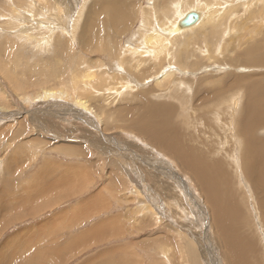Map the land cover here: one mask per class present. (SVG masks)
<instances>
[{
	"label": "rangeland",
	"instance_id": "obj_1",
	"mask_svg": "<svg viewBox=\"0 0 264 264\" xmlns=\"http://www.w3.org/2000/svg\"><path fill=\"white\" fill-rule=\"evenodd\" d=\"M120 1L126 5V24L114 29L100 7L122 6ZM220 1L0 0V264H229L211 224L207 192L199 191L187 170L167 155L162 140L153 136L146 141L137 133L135 121L144 116L148 101L169 103L175 110L172 117L186 125L191 116L197 118L196 136L202 130L210 132L205 135L206 157L226 159L223 150L229 170L232 158L238 174L228 181L237 190L236 197L244 200L248 216L244 227H235L248 240L255 237L261 254L258 263L264 264V204L248 176L254 157L245 154L246 142L237 140L236 124L241 127L247 109L234 85L240 78L243 86L264 88L262 63H243L244 48L261 37L264 41V0ZM197 7L205 18L191 31L177 34L160 28L166 21L173 24L177 13ZM141 23L149 32L158 30L168 43L167 51L159 55L143 48V65L148 66L139 78L134 75L137 59L125 48L135 37L139 42ZM91 24L96 26L91 38L97 42L87 46ZM183 46L185 55H180ZM170 68L175 70L173 78L156 86V78ZM86 71L105 78L108 86L101 93L116 98L104 113L107 125L102 124V115L74 109L79 87L74 77ZM114 73L118 77L111 79ZM125 74L132 81H126L130 88L123 85ZM137 85L143 97L135 98ZM211 87L219 91L218 98ZM151 88L154 96L148 94ZM190 88L193 92L187 91ZM46 91L54 95L45 97ZM131 106L135 107L130 112ZM204 116L207 123L213 120L208 127ZM256 136L264 139V127ZM240 165H247L243 172ZM98 191L100 208L82 209L76 220L72 210ZM87 202L89 207L98 204L97 198ZM95 224L103 230L85 237ZM61 245L60 253L54 247Z\"/></svg>",
	"mask_w": 264,
	"mask_h": 264
},
{
	"label": "bare ground",
	"instance_id": "obj_2",
	"mask_svg": "<svg viewBox=\"0 0 264 264\" xmlns=\"http://www.w3.org/2000/svg\"><path fill=\"white\" fill-rule=\"evenodd\" d=\"M216 1L222 3L220 0H216ZM120 4L122 6H120L118 4H108V7H105L103 4H101V6L102 5L103 6L100 7L101 8L100 13L103 14L105 18H107L105 22H107V23L109 22L110 25L114 29H116V27H118L119 25L121 26V24L125 21L126 14H127L124 12L125 7H123V6H126L125 3L124 2L122 3L120 1ZM233 8H235V6H233L232 9ZM229 10H231V8L227 9L226 12L229 13L230 12ZM192 11L199 13V19H198L197 23H195L193 26L188 27V28L179 27V22L183 19V17H185V15L187 13H190ZM144 15L146 18L148 13L145 12ZM101 16L99 15V17H97V18H100ZM204 18L205 17L202 15V13L200 11H198V7H197V10L191 9L190 11L183 13V14L177 13V17L173 18V19H176L175 21L173 20L174 21L173 24H171L170 21L165 20L166 22L165 23L163 22L161 24L160 28L166 27V29L167 28L171 29L173 31L172 33L181 34L180 32H182V31L188 32V31H191V28H193L194 26L197 27L198 23H201V20H204ZM230 19H231V17H230ZM92 20H94V19H92ZM102 21H104V20H102ZM10 22H12V21H10ZM13 22H14V20H13ZM145 22H147V21H145ZM159 22H161V21H159ZM96 23H98V22H96ZM127 23H129V21ZM123 24H126V23L124 22ZM210 24H211L210 25V28H211L214 24H216V22L214 21V22H211ZM143 25H144V23H143ZM124 26H125V28H128L126 25H124ZM92 27H94V25L91 24L90 25L91 33H88L86 31L85 45H87V46L92 44L93 41L94 42L96 41V39L94 40V38H91L92 33H93ZM147 27L145 24V28H146V30H145L142 26V23H141V27H139V30H141V31L138 32V35L141 36L139 38V42H136L137 40H135V38H136L135 37L133 39V41L131 43L129 42L130 44L128 43V46H126V48H125V49L130 48V49L126 50L127 55L130 54V55H132V57L134 56L137 59L138 68H136L137 66L135 67L136 71L134 72V75L139 76V78L143 76V68L145 67V65H143V48L149 49L147 54H151V55H154L155 53L157 55H159L163 51H167L166 50L167 48L165 49L164 44H167L168 40L164 41V39H162V36L160 37L157 34L156 31H158V30H155L154 32H151V31L149 32V30L147 31ZM94 28H96V26ZM247 30H249V29H247ZM123 31H124V29H123ZM167 31H169V30H167ZM149 33H151V34H149ZM250 34H252V33H250ZM173 35H175V34H173ZM183 35H185V33ZM117 36L120 37V35H117ZM163 36H166V35H163ZM140 39L142 41H140ZM120 40L121 39H119V41ZM170 40H172V39L170 38ZM259 40L261 42L257 40L258 42L256 41V42H253L251 44L249 43V45L244 48L245 58L243 59V63L246 61L247 63L255 64L256 63L255 61H258V63H262V66H264V41H263V37H261ZM116 44L119 47V42ZM162 44L164 45V47ZM161 45H162V47H160ZM133 46H135V48L137 46H139L140 49L138 50V48H137V50H136ZM184 47L185 46H183L180 49V55L183 53L185 55ZM200 48H201V46H200ZM207 53H208L207 57H208V59H210V56H211L210 51H208ZM144 54H145V52H144ZM189 54H191V53H189ZM212 55H214V53ZM122 56H123V54H122ZM194 57H195V55H194ZM194 57L192 59H194ZM188 58H189V56H188ZM205 61H206V59H205ZM230 61H233V60H230ZM213 62H215V61H213ZM160 63H163V59L160 60ZM175 63L178 64V62H175ZM188 63L189 62H187V65H188ZM121 65H122V61L120 64L118 63V65H116V66H121ZM192 65H193V62L191 64H189L188 68H191ZM147 66L145 68H147ZM174 71H175L174 69L170 68V69H167L164 72H162L160 74V76L157 77L155 80L156 86H159L161 84V81L163 82L164 80H166V82H167L168 80L172 79L174 76ZM121 73H124V72L121 71ZM96 74H95V71H88V72L86 71V73H82L80 76L74 77V79L77 80V83H79V87L76 90V93L78 95H77V98L75 100L77 107L74 109L77 110V112L80 110V112L82 111L86 114L93 113L95 115H98V114L102 115V119H103L102 124L105 123L104 125H107L108 124L107 123L108 118L105 116L104 113L106 112L108 107H111V104L114 105L116 98H115V100H110V98L106 97L107 96L106 93H105L106 95L105 94L103 95L101 93L104 91V89H105L104 87H105V85H107L108 82L106 83L105 78L103 81L101 79H98ZM139 74H141V75H139ZM115 75L116 74L114 73V75H112L111 79H113V77H115ZM99 76L101 77V75H99ZM116 76L118 77V75H116ZM117 77H115V78H117ZM119 79H121V78H119ZM124 79H126V80H125L124 84L123 83L122 84L125 85V83H126L125 88L129 87L130 83L128 84L126 82L129 79V76L127 74H125ZM124 79H123V81H124ZM71 81H72V79H71ZM110 81L112 82V80H110ZM115 82L119 83V81H115ZM115 82L113 81V83H115ZM217 83H218V81H216L214 84H217ZM234 85H235V88H237L236 90H240L242 96L245 98L246 102L244 105H245V108L247 109L245 111V114L244 115L242 114L243 118H242V123H240V124H242L241 127L238 124H236L237 129L235 131L239 132V134H237V136H239V138H237V140L241 141V142L244 141V143L246 142L245 146L247 148H244L245 154L251 155V157H254V160L248 164L249 165L248 176H249V179L251 180L252 186H254L257 191H260V193H261L260 200H261L262 204H264V202L262 201V200H264V139L256 136L259 128L264 127V88L255 89L253 87L243 86L240 78L235 79ZM133 86H135V85H133ZM190 86L192 87L191 83H190ZM254 86L258 87L256 85V82H254ZM111 87H113V86L111 85ZM111 87H110V92L112 90H114ZM121 88H124V87H121ZM212 88H215V87H211V89H209L210 92H212V90H213ZM138 89L139 90L136 93H133V94H135V98H138L137 95H141L143 97V89H140L139 86H138ZM117 91L119 92V90H117ZM133 91H135V90H133ZM187 91L193 92L192 88H190V90L188 89ZM194 91H195V89H194ZM155 92H156L155 88H151V89H149L148 94L152 96ZM170 92H172V91H170ZM48 93L49 92L46 91L45 97H48ZM66 93H68V92H65V94ZM113 93L116 94V92H113ZM121 93H122V91H121ZM187 93H181V94H184L187 97V95H186ZM214 93H216L215 97H216V95L217 96L219 95V91L213 90V92H212L213 96H214ZM49 94L54 95L52 92H50ZM181 94H179L180 97L182 99H184L185 98L184 95L182 96ZM109 95L110 94H108V96ZM79 96H82L83 98H79ZM115 96H113V97H115ZM130 96H129V98H130ZM216 98H218V97H216ZM139 99H143V98H139ZM141 102H142V106H139V107H140V109H142V113H143V101H141ZM189 103L191 104V102H189ZM237 104H238V102L234 103V105H236L238 107ZM205 105H209V103L205 104ZM135 106H131L129 108V111L131 112ZM144 107H145L144 116H143V114L141 116L138 115L137 119L135 121L137 126L139 127V130H140V132L138 130L137 133L138 134L141 133V134L145 135V137H143V139H145L146 141L150 138H153V136L162 140V148H163V150H165L167 152V155L169 157H171L172 159L178 161V163H179L178 165H180L181 168L183 167L185 170H187L186 171L187 174L189 173L190 178L197 184L199 191H201L204 194H206V192H207V195L209 198L208 201L211 202V205L209 207L211 224L216 231V236L218 237V239L221 241V244L223 245L225 259L229 262V264H259L258 261L261 260L260 259L261 254H260V250L258 247V241L255 240V237L252 238L251 236H250V239L248 240L245 232L243 233V231H237L236 230V227L239 224H241V227L245 226L243 224L244 223L246 224V216L247 215H246V210L244 212V208H245V207H243V204H245L243 202L244 200L241 201L238 197H236L238 192H237V190H235L232 187L231 183H229L230 179H232L235 175L238 174V173H235L236 167L234 166L232 158H231V163L233 165V168H232L233 170H229L228 169L229 167L226 168L227 163L229 166H231V164H229V160L227 159L228 154L227 153L224 154L225 152H223L222 149H221L222 154H223L222 157L226 156V159L219 158V157H221L219 155H218L219 157H215L213 160H212V157H210V159H209V157H206L207 151H205V150H206V145H207L208 139L206 140L205 135L210 136V132L207 130H202L200 132V137L198 138L196 136L195 131H194V126H195V123L198 121L197 118H194L192 116L190 118L186 117L185 118L186 121L189 118V121H187L188 125H186L182 122V120H179L180 118L177 120V119H174L172 117V115H175V112H174L175 110H174V108H172V105H169V103L168 104H163V103L160 104L157 102H149L148 101L144 104ZM245 108H244V110H245ZM96 110H98L99 113H97ZM243 113H244V111H243ZM242 115H241V117H242ZM120 117H125V115L123 114ZM175 117H176V115H175ZM204 117L206 118L204 120H205L206 125L208 127V125H210L213 120L212 121L210 120V122L207 123V117L206 116H204ZM125 120H126V118H125ZM232 124H233V122H232ZM229 125H231V124H229ZM123 126H125V128H126L128 125L127 126L123 125ZM233 126H234V124H233ZM120 127H118V128H120ZM127 128H129V127H127ZM227 130H229V129H227ZM226 133H228V132L226 131ZM230 133H232V132H230ZM226 137H228V135ZM209 146L211 147V144ZM221 146H223V143L221 144ZM240 146H241V144L239 143L238 144V147H239L238 152L236 151L237 153L240 152ZM233 150H235V149H233ZM233 150L231 148L232 153H233ZM217 151H218V149H217ZM225 151H226V149H225ZM246 166L247 165H242V166L240 165V167H242L241 168L242 172ZM75 170H77V169H75ZM67 176L68 175H66V177ZM151 176L153 177V175H150V177ZM62 178L58 180L59 183H60V180L66 179V178H63V179ZM54 180H56V179H54ZM66 180L68 181V178ZM61 182L63 184V181H61ZM59 183H57V186L60 185ZM232 199L236 200V201L234 200L235 201L234 204L231 203ZM247 218H248V216H247ZM103 226H104V224H103ZM119 228L120 227L116 225V230L119 231ZM101 229L103 230V228L100 225L97 227V229H96L97 231L94 229L93 232H98ZM22 232H23V230H22ZM251 233H249V234H251ZM86 235H88V234H86ZM98 235H100V234H98ZM251 235L253 236V234H251ZM261 240H263L262 237H261Z\"/></svg>",
	"mask_w": 264,
	"mask_h": 264
},
{
	"label": "crops",
	"instance_id": "obj_3",
	"mask_svg": "<svg viewBox=\"0 0 264 264\" xmlns=\"http://www.w3.org/2000/svg\"><path fill=\"white\" fill-rule=\"evenodd\" d=\"M91 198H97V200H98V204L97 205H95L94 207H89L88 206V199H91ZM101 200V197H100V191H98L97 193H95V194H93V195H91L89 198H87V199H85V200H82V201H80L79 203H78V211L76 212V208L75 209H73L72 210V212H73V214L76 216V220H77V218L81 215V213H82V209L84 210V211H92V210H95V209H98V208H100V205H99V201ZM77 222V221H76ZM98 226V224H95L91 229H89V230H87V231H85L84 232V236H86V237H88V236H90V235H94V234H92L93 233V230L96 228ZM86 234H88V235H86ZM107 234V233H106ZM105 233L103 234V235H101V236H99V237H103V236H105L106 235ZM96 235V234H95ZM63 245H65V244H63ZM63 245H61V246H57V247H54V248H56V249H58L59 251H60V253L62 252V250H60L61 249V247L63 246ZM82 245V244H81ZM80 245V246H81ZM54 248H52V249H54ZM51 249V251L53 252V250ZM54 253V252H53ZM54 254H56V253H54ZM57 255V254H56ZM57 256H59V255H57Z\"/></svg>",
	"mask_w": 264,
	"mask_h": 264
},
{
	"label": "water",
	"instance_id": "obj_4",
	"mask_svg": "<svg viewBox=\"0 0 264 264\" xmlns=\"http://www.w3.org/2000/svg\"><path fill=\"white\" fill-rule=\"evenodd\" d=\"M198 19H199V13H196L195 11L187 13L185 17H183V19L179 22V27L181 28L191 27L195 23H197Z\"/></svg>",
	"mask_w": 264,
	"mask_h": 264
}]
</instances>
